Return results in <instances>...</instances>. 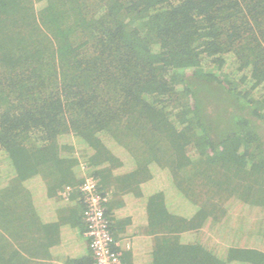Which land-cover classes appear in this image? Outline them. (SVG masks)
<instances>
[{
    "label": "trees",
    "instance_id": "16d2710c",
    "mask_svg": "<svg viewBox=\"0 0 264 264\" xmlns=\"http://www.w3.org/2000/svg\"><path fill=\"white\" fill-rule=\"evenodd\" d=\"M57 171L81 218L84 172L153 178L151 264H264V0H0V264Z\"/></svg>",
    "mask_w": 264,
    "mask_h": 264
},
{
    "label": "crops",
    "instance_id": "0c3cea01",
    "mask_svg": "<svg viewBox=\"0 0 264 264\" xmlns=\"http://www.w3.org/2000/svg\"><path fill=\"white\" fill-rule=\"evenodd\" d=\"M68 153L69 151L62 152L63 155ZM120 160L122 166L113 169L112 175H121L133 169L132 158L121 157ZM152 169L154 170L153 167ZM73 172L80 180L83 172L79 166ZM58 173L59 171L54 174V178L47 172H41L37 178L23 183L20 187L21 198L30 203V239L27 241L30 243L34 238L40 242L39 250H33L31 264H68L71 259L88 260L84 264H92L88 240L84 235L79 194L73 191L66 196L62 195L61 188L55 187ZM153 180L152 178L135 183L129 188L127 183L111 178L109 184L103 187L108 194L105 208L115 240L114 246L123 263L151 264L154 236L148 228L147 199L156 192ZM16 221L23 225L16 226L26 233V221L18 220V217ZM17 239L16 243H25L26 240L24 237Z\"/></svg>",
    "mask_w": 264,
    "mask_h": 264
},
{
    "label": "built area",
    "instance_id": "2783aa9c",
    "mask_svg": "<svg viewBox=\"0 0 264 264\" xmlns=\"http://www.w3.org/2000/svg\"><path fill=\"white\" fill-rule=\"evenodd\" d=\"M84 174V180L79 185V190L83 194L84 235L88 240L93 259L92 264H122L120 254L114 249L115 240L106 215L105 205L108 195L98 191V182L94 176L86 172ZM70 192L71 187H66L62 191V195L66 196Z\"/></svg>",
    "mask_w": 264,
    "mask_h": 264
}]
</instances>
